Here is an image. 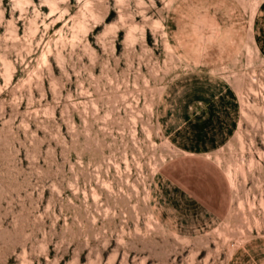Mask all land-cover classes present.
Instances as JSON below:
<instances>
[{"label":"rangeland","instance_id":"rangeland-1","mask_svg":"<svg viewBox=\"0 0 264 264\" xmlns=\"http://www.w3.org/2000/svg\"><path fill=\"white\" fill-rule=\"evenodd\" d=\"M262 1L202 0L249 33L211 70L230 139L191 154L157 108L194 68L166 33L198 0H0V264H226L264 236Z\"/></svg>","mask_w":264,"mask_h":264},{"label":"crops","instance_id":"crops-1","mask_svg":"<svg viewBox=\"0 0 264 264\" xmlns=\"http://www.w3.org/2000/svg\"><path fill=\"white\" fill-rule=\"evenodd\" d=\"M198 1L184 16L190 18V26L167 27L171 49L194 68L174 76L162 89L157 119L173 146L191 154H208L230 139L236 112L232 88L211 70L234 58L247 40L249 30L235 21L226 23L222 12ZM263 3L253 20V36L264 57ZM226 264H264V236L244 241Z\"/></svg>","mask_w":264,"mask_h":264},{"label":"bare ground","instance_id":"bare-ground-1","mask_svg":"<svg viewBox=\"0 0 264 264\" xmlns=\"http://www.w3.org/2000/svg\"><path fill=\"white\" fill-rule=\"evenodd\" d=\"M175 2H176V0H170L171 5H173ZM167 46H168V44H167ZM169 48L171 49L170 46H169Z\"/></svg>","mask_w":264,"mask_h":264}]
</instances>
